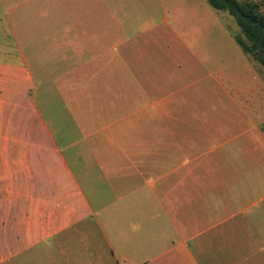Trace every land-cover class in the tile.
<instances>
[{"label":"crops","instance_id":"1","mask_svg":"<svg viewBox=\"0 0 264 264\" xmlns=\"http://www.w3.org/2000/svg\"><path fill=\"white\" fill-rule=\"evenodd\" d=\"M14 7L0 17V264H264L258 66L207 59L200 35L120 18L113 0Z\"/></svg>","mask_w":264,"mask_h":264},{"label":"rangeland","instance_id":"2","mask_svg":"<svg viewBox=\"0 0 264 264\" xmlns=\"http://www.w3.org/2000/svg\"><path fill=\"white\" fill-rule=\"evenodd\" d=\"M122 5L117 9L118 16L123 19L136 20L147 18L156 23L155 29H167L166 23L171 22L178 31L186 30L188 33L200 35L202 40L201 50H206L212 56L207 59L218 57H231L237 54L244 59H249L251 63L258 66L260 79L264 78V65L251 57L249 53L241 50L234 40L233 34H241L233 17L225 9H215L206 0H113ZM262 4L264 11V0H258ZM46 3V0H0V17L7 15V7L11 4L15 9L11 11V16L19 8H27L34 5L38 8L39 4ZM52 14L64 10H51ZM46 15V14H45ZM33 16H39L36 11ZM44 16V15H43ZM62 17V16H61ZM179 18L197 21L195 26L199 30L191 28L182 29ZM216 19L215 22L213 20ZM151 21V22H152ZM188 27V26H187ZM235 52V53H234ZM264 54V52H263ZM214 55V56H213ZM250 73V72H249ZM248 73V75H249ZM264 129V124L262 125Z\"/></svg>","mask_w":264,"mask_h":264},{"label":"trees","instance_id":"3","mask_svg":"<svg viewBox=\"0 0 264 264\" xmlns=\"http://www.w3.org/2000/svg\"><path fill=\"white\" fill-rule=\"evenodd\" d=\"M215 9H225L241 34H233L239 47L264 65V11L258 0H206Z\"/></svg>","mask_w":264,"mask_h":264}]
</instances>
